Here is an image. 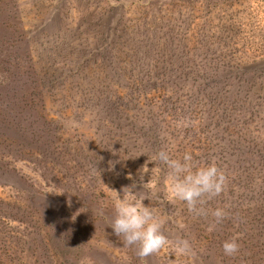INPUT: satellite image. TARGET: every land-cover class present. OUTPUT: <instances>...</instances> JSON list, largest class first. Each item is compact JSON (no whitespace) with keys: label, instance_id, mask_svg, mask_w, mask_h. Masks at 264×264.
<instances>
[{"label":"rangeland","instance_id":"obj_1","mask_svg":"<svg viewBox=\"0 0 264 264\" xmlns=\"http://www.w3.org/2000/svg\"><path fill=\"white\" fill-rule=\"evenodd\" d=\"M227 70L255 75L258 116L227 77L197 92ZM160 150L226 183L197 215L147 163L159 185L142 203L169 242L141 258L113 233L108 188L123 198L132 174L148 194L138 170ZM0 264H264V0H0Z\"/></svg>","mask_w":264,"mask_h":264},{"label":"clouds","instance_id":"obj_2","mask_svg":"<svg viewBox=\"0 0 264 264\" xmlns=\"http://www.w3.org/2000/svg\"><path fill=\"white\" fill-rule=\"evenodd\" d=\"M68 128L79 127V122L68 120L65 122ZM139 157V156H138ZM159 160L169 170L167 176V188L171 196L184 202L189 211L197 215L205 214L197 204L203 203L202 197H213L224 191L226 177L217 167L215 162L206 166L195 167L193 156L186 152L181 159H173L165 150L155 153L151 161L146 162L138 170L139 179L142 181L145 174H150V180L142 185L147 187L149 193L146 195H137L140 191H134L137 187V181L133 180L132 174L127 175V179L132 183L123 187L120 191L123 198L115 189H109L114 197L115 218L112 221L111 228L113 233L124 237L125 246L137 247V255L141 258L148 257L161 251L168 244V237L161 231L162 223L157 220L153 214V209L144 206L145 199L149 200L150 195H155L159 185V179L153 178L156 167L149 170L147 163ZM215 222L219 223L226 215L223 208H216L212 211ZM215 225L209 226V231L214 230ZM225 255L232 256L239 250L238 237H232L225 240L222 244ZM176 250L181 255H192V247L187 239H178L176 241Z\"/></svg>","mask_w":264,"mask_h":264},{"label":"trees","instance_id":"obj_3","mask_svg":"<svg viewBox=\"0 0 264 264\" xmlns=\"http://www.w3.org/2000/svg\"><path fill=\"white\" fill-rule=\"evenodd\" d=\"M207 73H208L207 75L208 77L202 81V86L198 88L199 90L205 87H207L208 89L209 82L211 84L217 85V83H215V79H218V78H220L222 82H224L225 77H227L226 85L224 86L228 89V93L232 94L231 96L232 98H234L235 102H237V104L239 105L246 106L247 111L251 116L252 115L258 116V113L255 110L256 105H258V103L256 102L258 100V86L256 85L255 75L250 74L248 72L247 74H245V73H239L238 71H230V70L214 71V72L212 71V72H207ZM202 74H205V73H202ZM202 74L197 78L200 81L202 80V77H201ZM242 76L248 78L249 81L246 82L245 80H242L241 79ZM160 77L163 80L164 74L160 75ZM222 84L221 85L218 84L219 85L218 87H222L223 86ZM246 84H250V85H246ZM199 90L197 92L201 94L202 98L203 99L207 98V96L205 95L206 91L204 90L199 91ZM215 94L219 99H222V96H223L222 93L219 94L215 92ZM242 116L245 117V115H242ZM217 119H219L218 116H217Z\"/></svg>","mask_w":264,"mask_h":264}]
</instances>
